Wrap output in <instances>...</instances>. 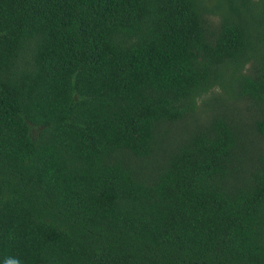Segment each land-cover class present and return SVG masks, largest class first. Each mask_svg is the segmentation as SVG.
Masks as SVG:
<instances>
[{"label": "trees", "instance_id": "trees-1", "mask_svg": "<svg viewBox=\"0 0 264 264\" xmlns=\"http://www.w3.org/2000/svg\"><path fill=\"white\" fill-rule=\"evenodd\" d=\"M264 264V0H0V264Z\"/></svg>", "mask_w": 264, "mask_h": 264}, {"label": "clouds", "instance_id": "clouds-1", "mask_svg": "<svg viewBox=\"0 0 264 264\" xmlns=\"http://www.w3.org/2000/svg\"><path fill=\"white\" fill-rule=\"evenodd\" d=\"M14 264H21V262H20L19 259L17 258V259L14 261Z\"/></svg>", "mask_w": 264, "mask_h": 264}]
</instances>
